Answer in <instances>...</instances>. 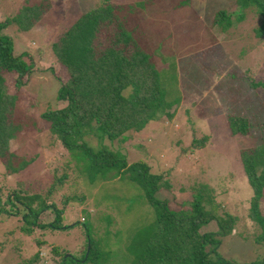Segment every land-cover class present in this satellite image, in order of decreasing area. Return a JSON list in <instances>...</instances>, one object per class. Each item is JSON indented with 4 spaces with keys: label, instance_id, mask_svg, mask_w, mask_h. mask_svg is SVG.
Masks as SVG:
<instances>
[{
    "label": "rangeland",
    "instance_id": "rangeland-1",
    "mask_svg": "<svg viewBox=\"0 0 264 264\" xmlns=\"http://www.w3.org/2000/svg\"><path fill=\"white\" fill-rule=\"evenodd\" d=\"M37 1L44 14L31 30L23 31L21 25L29 20L21 15L20 7L31 0H0V22L13 16L19 20L4 31L12 39L14 55L27 54L35 68L18 90L12 80L7 82L8 95L16 96L28 119L17 138L9 142V151L16 156L14 164L21 158L32 162L11 174L0 160V198L3 201L14 190L22 196H40L62 212L61 225L70 227H35L26 234L21 231L20 216L0 222V264H58L59 255L65 252L68 254L64 258L81 255V259L87 251L86 259V231L94 248L106 253L108 264H128L130 257L124 252L131 239L152 221L149 205L127 175L111 178L113 173H109L103 181L100 175L91 179L93 176L49 132L40 117L66 105L57 97L59 80L66 82L69 74L57 64L52 44L100 0ZM111 1L124 7L143 0ZM150 2L145 3V10L135 8L133 21L143 31L150 27L146 35L158 49L153 54L154 67L170 89H180L181 103L171 120L164 116L138 133L127 134L123 143L115 140L102 144L125 159L127 167L143 162L149 174L158 176L168 190L160 189L156 196L167 201L170 210L177 211L198 192L205 211L217 218L232 217V232L221 239L218 253L237 263L254 262L261 251L253 244L256 230L247 218L252 192L242 173L239 152L255 147L258 141L250 135H231L226 121L230 115H243L250 118L253 128L264 122V33L258 35L262 20L254 9H247L241 22L232 16L233 25L223 32L211 24V15L220 9L229 15L236 12L235 6H229L230 0H191L177 17L176 10H170L171 0ZM155 7L167 11L153 15ZM103 38L100 35L99 41ZM251 83L255 89L250 88ZM88 143L98 147L95 139ZM259 211L264 217V194ZM53 217L45 212L38 220L46 225ZM103 217L110 220V225ZM200 232L215 233L214 222ZM55 249H59V255L53 254ZM38 254L39 259L34 261Z\"/></svg>",
    "mask_w": 264,
    "mask_h": 264
},
{
    "label": "trees",
    "instance_id": "trees-1",
    "mask_svg": "<svg viewBox=\"0 0 264 264\" xmlns=\"http://www.w3.org/2000/svg\"><path fill=\"white\" fill-rule=\"evenodd\" d=\"M147 1L122 7L111 0H100L59 36L52 44L51 52L57 64L69 74L66 82L58 79L61 86L57 100L66 105L45 112L40 116L41 121L48 125L49 132L79 165L87 169L93 176L91 179L96 180L100 175V181H103L101 179L104 176L107 179L109 173H113L111 178L127 175L128 181L138 188L149 205L152 221L139 228L142 232L131 239L124 252L130 257L128 264H264V217L259 211L264 194V122L253 128L250 118L243 115H230L226 121L231 135H250L258 141L255 147L239 152L242 173L252 192L247 218L256 230L253 244L261 251L260 256L249 263L223 259L218 253L221 239L232 232L235 221L232 217L217 218L205 211L198 192L193 200L180 204L177 211L170 210L168 202L156 196L162 189L168 190L165 183L160 184L158 176L149 174L143 162L127 167L125 159L102 144L115 140L123 143L127 134L138 133L149 122L164 116L171 120L181 103L180 89H170L162 79V73L154 67L153 54L158 49L146 35L150 27L143 31L133 21L135 8L145 10ZM190 1L171 0L170 10H176L177 17L182 13L180 9ZM38 2L31 0L30 4L20 7L21 15L29 20L27 25H21L23 29L19 27L23 31L36 25L44 14L41 2ZM229 6H235L237 11L232 15L223 9L213 12V26L227 31L233 25L232 16L236 22H241L244 11L254 9L263 23L258 35L264 33V0H230ZM152 11L158 16L159 11L167 10L155 7ZM16 22H19L17 16L0 22V160L11 174L25 169L32 161L21 158L20 163L14 164L16 156L9 151V142L17 138L28 119L21 112L16 96L8 95L7 82L12 80L18 90L32 72L35 73L31 58L27 54L14 55L12 39L4 33ZM100 35L104 37L103 42L99 41ZM139 42L143 43L141 47ZM255 87L251 83L250 88ZM90 139H95L98 147H91ZM45 212L54 216L53 221L41 225L38 217ZM16 216L21 217V231L26 234L32 233L35 227L41 230L70 227L61 225L62 212L55 205L46 204L40 196H22L20 191L14 190L3 201L0 198V222ZM102 219L110 225V220ZM211 222H214L216 232L201 233L200 229ZM85 234L90 248L87 258V251L80 259L81 255L64 258L68 253L59 255V249H55L53 254L61 257L58 264H108L106 253L95 249L87 231ZM38 259L39 254L34 261Z\"/></svg>",
    "mask_w": 264,
    "mask_h": 264
},
{
    "label": "water",
    "instance_id": "water-1",
    "mask_svg": "<svg viewBox=\"0 0 264 264\" xmlns=\"http://www.w3.org/2000/svg\"><path fill=\"white\" fill-rule=\"evenodd\" d=\"M88 253H90V248H89V250H88ZM88 253H87V254H88Z\"/></svg>",
    "mask_w": 264,
    "mask_h": 264
}]
</instances>
